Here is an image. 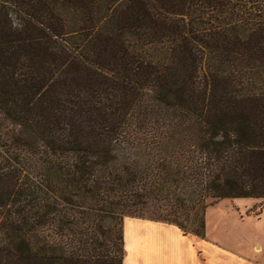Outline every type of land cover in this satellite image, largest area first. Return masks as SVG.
<instances>
[{"label": "trees", "instance_id": "1", "mask_svg": "<svg viewBox=\"0 0 264 264\" xmlns=\"http://www.w3.org/2000/svg\"><path fill=\"white\" fill-rule=\"evenodd\" d=\"M227 199L264 200V0H0V264H81L92 210L203 239Z\"/></svg>", "mask_w": 264, "mask_h": 264}, {"label": "crops", "instance_id": "2", "mask_svg": "<svg viewBox=\"0 0 264 264\" xmlns=\"http://www.w3.org/2000/svg\"><path fill=\"white\" fill-rule=\"evenodd\" d=\"M247 202L246 199H235ZM211 222L213 228L211 229ZM228 222L235 227L264 225L260 219L242 218L226 200L206 213V237L185 235L180 228L163 221L126 218L123 264H264L258 261L262 247L251 242L229 245L217 236Z\"/></svg>", "mask_w": 264, "mask_h": 264}, {"label": "rangeland", "instance_id": "3", "mask_svg": "<svg viewBox=\"0 0 264 264\" xmlns=\"http://www.w3.org/2000/svg\"><path fill=\"white\" fill-rule=\"evenodd\" d=\"M246 200L247 202H239L235 199H227L226 201L230 203L231 210L238 213L242 218L257 220L262 218L264 215V200ZM220 202L211 205L207 211L216 207ZM149 209V212L143 214L146 218L142 219L157 221L159 217L151 214L156 209L154 207ZM99 215L98 211L92 210L88 216L79 219L75 225L72 223L67 226L65 231L61 233L62 235L56 239L64 247V251L69 255L74 253L81 264H112L113 257L118 255L123 258L124 262L125 249L121 244L118 245L114 239L113 223L110 220L100 223ZM132 217L135 216H126L124 221L126 218ZM210 228H213L212 222ZM217 236L229 245L237 244L239 241L260 245L262 252L258 255V261L264 263V225L259 227L254 225L235 227L231 225V222H228L226 226H221L218 229ZM98 261H101V263H98Z\"/></svg>", "mask_w": 264, "mask_h": 264}]
</instances>
